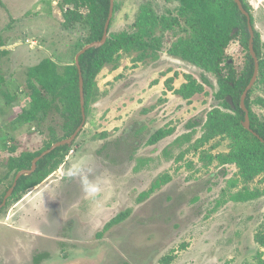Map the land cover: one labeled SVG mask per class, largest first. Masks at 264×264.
Masks as SVG:
<instances>
[{
	"label": "rangeland",
	"instance_id": "rangeland-1",
	"mask_svg": "<svg viewBox=\"0 0 264 264\" xmlns=\"http://www.w3.org/2000/svg\"><path fill=\"white\" fill-rule=\"evenodd\" d=\"M0 1L4 196L14 179L7 169L10 156L41 150L51 137L67 138H61L64 117L53 104L44 119L19 121L30 105V67L46 58L60 67L75 64L89 27H64L61 0ZM245 1L264 59V3ZM143 5L159 17H177L179 24L159 23L145 36L155 44L150 55L119 51L97 73L85 123L56 168L36 186L10 195L0 209V264H264V248L255 240L264 232V173L244 180L234 162L219 159L233 144L226 133L198 143L208 111L219 104L214 97L219 81L213 72L171 54L191 35L180 3L114 0L108 35L137 32ZM236 33L225 55L239 75L249 49L248 40ZM188 77L203 89L186 99L175 90ZM254 84L250 109L264 120V84ZM194 121L192 130L188 123ZM159 128L172 132L148 143ZM85 184L99 191L92 196ZM243 189L262 193L246 201L230 199Z\"/></svg>",
	"mask_w": 264,
	"mask_h": 264
},
{
	"label": "trees",
	"instance_id": "trees-1",
	"mask_svg": "<svg viewBox=\"0 0 264 264\" xmlns=\"http://www.w3.org/2000/svg\"><path fill=\"white\" fill-rule=\"evenodd\" d=\"M177 1L180 3V14L187 15L185 20L191 35L188 39L179 40L170 50L171 54L213 72L219 81V89L214 94L219 104L208 111L206 122L203 125L204 132L198 143L203 144L216 134L226 133L233 140V144L229 152L218 155L219 159L221 157V161L234 162L243 179L250 180L256 175L264 173V120H260L252 113L249 90L244 105L248 110L250 128L256 133V135L252 134L242 125L244 111L239 104L240 96L253 74L254 61L248 51L246 65L242 72L236 75L232 63L225 55V47L233 38L231 33L234 28L237 29L236 34L242 33L245 40H248L246 17L238 10L233 0ZM240 1L244 9L249 12V4L244 0ZM0 4H2L1 1ZM109 5V0H61L63 26L68 28L75 23L88 25L89 34L82 46L100 40L109 12ZM83 9H86L87 12L83 13ZM159 23L165 28H172L179 24V20L177 17H159L149 6L143 5L138 16L137 32L108 35L103 45L89 48L79 56L86 113L89 103L96 94L95 76L100 69L113 61L119 51L137 50L141 57L150 55L155 44L148 42L145 36ZM253 49L259 60V73L254 83L264 84V59L260 53V38L256 31L254 32ZM223 67L226 68L225 74L222 71ZM0 81H3L2 77H0ZM27 88L30 105L28 108H22L19 121L44 119L50 105L53 104L56 109L61 110L64 117L65 132L61 138L70 136L81 122L76 65L60 67L50 58H46L30 67ZM202 89V84H199L195 78H190L175 91L182 98L187 99L193 94L201 92ZM227 96L231 97L232 105L227 101ZM56 101L61 104V108ZM197 124L196 121L189 122L188 126L195 130L194 127ZM171 132L172 129L159 128L149 136L147 141L153 144ZM190 135L191 133H187L184 137L190 139ZM57 140L58 138L51 137L41 150L25 151L17 156H10L7 160L8 173H13L15 176L19 170L30 168L32 159ZM67 149V144L59 146L39 159L30 174L19 177L10 197H15L18 193L36 186L44 180L60 162V153ZM1 181L0 178V183ZM11 184L12 182H10ZM261 193L262 191L257 189H243L230 194L229 197L234 201H246L258 197ZM2 196L0 195V203ZM125 214L126 212L118 214L108 225L118 221ZM255 240L264 248V232H258L255 235ZM34 259L38 261L37 257Z\"/></svg>",
	"mask_w": 264,
	"mask_h": 264
},
{
	"label": "water",
	"instance_id": "water-1",
	"mask_svg": "<svg viewBox=\"0 0 264 264\" xmlns=\"http://www.w3.org/2000/svg\"><path fill=\"white\" fill-rule=\"evenodd\" d=\"M109 1H110L109 12H108L107 18H106L105 23H104L103 34H102L101 39L100 40H97V41H92V42H90L88 44H85L77 52V54L75 56V65H76L77 70H78L79 104H80V111H81V122H80V124L77 126V128L74 130V132L70 136H68L65 139H61L59 141L54 142L53 144L50 145L49 148L43 150L39 155L35 156L32 159V161H31V167L30 168L19 170L15 174L11 186L9 187V189L7 190V192L5 193V195L2 198V201L0 203V209L6 204L7 198L11 195V193H12V191H13L15 185H16V182H17V180L19 179V177L21 175L30 174L35 169L36 162L39 159L43 158L46 154L50 153L52 150H54L55 148H57L59 146H62V145H65V144H70L75 139V137L77 136V134L81 131V129H82L84 123H85L86 114H85V106H84L83 77H82V74H81V71H80L79 56L82 53H84L87 49L92 48V47L101 46L106 41L107 35H108V28H109L110 20H111V17H112L113 8H114V0H109ZM233 1L236 3L238 10L243 15H245V17H246V24H247V29H248V32H249L248 49H249V54L253 58V61H254L253 74L251 76V79H250L249 83L244 88V90H243V92H242V94L240 96V102H239V104H240V107L244 111V120L242 122V125H243V127L245 129H247L248 131H250L252 134L256 135V133L250 128L248 110H247V108L244 105V100H245V97L247 95V92L250 90V88L253 86L254 82L256 81L257 75H258V71H259V60H258V58H257V56H256V54L254 52V49H253L254 30H253V27L251 25V20H250L249 12H247L244 9V7H243V5H242V3H241L240 0H233ZM261 1H263V3H264V0H261ZM235 31H236V28L233 29V31H232L231 34L233 35V33ZM226 99L229 102V104L232 105L231 97L230 96H227ZM260 140H262V139L260 138Z\"/></svg>",
	"mask_w": 264,
	"mask_h": 264
},
{
	"label": "clouds",
	"instance_id": "clouds-1",
	"mask_svg": "<svg viewBox=\"0 0 264 264\" xmlns=\"http://www.w3.org/2000/svg\"><path fill=\"white\" fill-rule=\"evenodd\" d=\"M84 191L92 196H94L98 191H99V187L95 184H85L84 186Z\"/></svg>",
	"mask_w": 264,
	"mask_h": 264
},
{
	"label": "flooded vegetation",
	"instance_id": "flooded-vegetation-1",
	"mask_svg": "<svg viewBox=\"0 0 264 264\" xmlns=\"http://www.w3.org/2000/svg\"><path fill=\"white\" fill-rule=\"evenodd\" d=\"M245 1V0H244ZM246 2V1H245ZM249 14H250V10H249ZM255 32V31H254Z\"/></svg>",
	"mask_w": 264,
	"mask_h": 264
}]
</instances>
